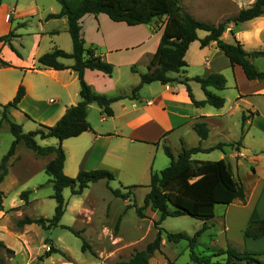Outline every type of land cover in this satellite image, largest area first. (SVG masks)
<instances>
[{
  "label": "crops",
  "instance_id": "0c3cea01",
  "mask_svg": "<svg viewBox=\"0 0 264 264\" xmlns=\"http://www.w3.org/2000/svg\"><path fill=\"white\" fill-rule=\"evenodd\" d=\"M255 1L194 0L191 6L185 7L182 0V7L197 20L217 25L228 17L235 16L239 10L250 7ZM19 7V0L12 8H8L4 0L0 4V35L12 30L11 44L14 47L13 51L8 44L0 42V57L11 65L0 67V104L12 100L19 85H23L25 94L18 108H10V116L18 112L25 120L34 119L41 124L52 126L68 107L80 100L79 81L76 72L71 69L37 68V58L54 48L68 53L72 51V41L67 32V19L65 17L46 19L49 13L59 12V4L58 7L50 6L44 13L35 3L21 9ZM26 17H37V21L36 30L29 33L32 38L30 49L27 53H22L14 41H19L23 34L20 33L18 26L21 23L22 26L28 25L30 20L19 19ZM49 22L54 25L47 26ZM80 24L85 47L93 48L95 54L100 55L114 67L112 76L99 70L85 69L84 80L93 90L108 96L130 95L132 88L139 83V73L146 71L137 64L143 63V67L147 66L156 50L162 28L157 31L149 28L147 31L144 27L147 24L129 26L124 22L110 20L104 13L86 14L80 19ZM206 34V31H197L199 39ZM221 39L227 43L237 41L248 52L264 50V11L249 20L227 23ZM147 42L151 43L149 48ZM147 50L151 52L146 54ZM184 59L187 64L184 74L170 73L175 81L166 84L158 81L143 84L135 96L115 100L111 103L113 111L111 116L105 115L97 104L90 103L87 121L92 130L61 142L65 152L63 172L73 177L81 170L107 169L114 173L115 179H120L122 187L138 185L137 183L143 182L144 179H150L151 172H156L154 165L157 159L160 161L159 165H166L165 146L169 147L176 157L182 147L200 145L202 148H209L222 143L224 149L221 152L224 157H220L231 164L234 175L238 173L239 162L244 160L252 165L250 168L252 178L246 186L243 185L245 201L235 199L226 206L224 220L219 224L228 237L217 247H224L230 242L249 252L264 253V235L252 239L243 234V229L251 220L264 219V154L253 152L257 141L256 124L259 118H264V80H248L239 65L230 64L215 41L206 46H201L199 40L191 42ZM59 61L66 65L73 63L71 58H59ZM251 61L259 70L264 71V57H253ZM131 66H134L137 72L131 71ZM123 70L126 72L127 81L121 85ZM211 73H219L225 77L223 90L211 88L214 93L224 98V105L221 108L207 104L195 106L185 85L179 80L184 76L205 77ZM188 83L194 99L204 100L205 94L200 84L194 80ZM243 116L245 121L242 133ZM18 122L23 127V121ZM197 122L207 124L209 129L207 138L200 139L193 130V125ZM192 158L205 160L193 155ZM15 159H10L8 167H13L15 163L21 164L20 159ZM229 159L234 160L235 165ZM40 168L43 169V165ZM32 171H29V174H32ZM23 205L25 203L22 200L17 204L13 202L9 207L2 203L0 242L5 249L12 251L5 255L0 253L5 264H106L102 261L112 257L110 255L112 253H106L104 257L100 254V258L103 257L104 260L79 263V258L73 257L68 260L59 253H53L39 260L38 258L45 253V229L35 223L18 227L13 226L11 222L12 211L9 209L14 207L21 209ZM231 207L236 208V212L231 211ZM78 210V207L77 210L71 209L74 215ZM146 210L145 214L151 220L157 219L156 212L149 207ZM15 212L16 221L24 217V213H18V210ZM25 214L28 215L26 211ZM40 216L45 217V214ZM233 218L239 224V236L234 239L227 233L229 231L227 219L229 221ZM115 240L120 242L122 238L118 235ZM161 243L162 250L167 244L164 234ZM149 264H167V260L162 251H155L149 258Z\"/></svg>",
  "mask_w": 264,
  "mask_h": 264
},
{
  "label": "trees",
  "instance_id": "16d2710c",
  "mask_svg": "<svg viewBox=\"0 0 264 264\" xmlns=\"http://www.w3.org/2000/svg\"><path fill=\"white\" fill-rule=\"evenodd\" d=\"M0 0V4H1ZM60 5L58 13H49L46 19L65 17L67 19V32L72 41L70 53L54 48L50 52L41 54L37 58V68H50L54 70L71 69L76 72L79 81L80 100L66 109L61 118L52 126L39 123L35 130L24 132L22 126L16 122H9V129L13 135V141L7 153L0 161V183L7 175L8 160L14 154L18 143L32 150L38 156L53 155L44 166V172L49 176L52 184L51 198L55 200L54 213L51 218L24 216L16 222V226L35 223L45 230L56 227L65 211L66 202L63 190L69 188L71 194H80L90 183L104 180L107 185L115 179L113 172L107 169L81 170L74 177L63 172L65 152L61 146L64 139L75 137L82 132L92 130L87 121V109L90 103L97 104L102 112L113 115L111 103L115 100L135 96L143 84L158 81L166 84L176 79L170 73L184 74L186 72L185 53L191 42L199 40L201 46H206L215 41L217 47L228 58L231 65H239L248 80H264V71L259 70L251 61L253 57H264V50L245 51L237 41L227 43L221 39V35L229 22H242L261 15L264 11V0H256L250 7L238 11L235 16L228 17L217 25L197 20L182 7V0H56ZM106 14L114 22H124L133 26L138 24H150L155 19L163 18L162 32L156 50L146 66V71L139 73V83L132 88L130 95L118 94L108 96L93 90L84 80L85 69L99 70L108 76H112L114 67L111 63L102 59L91 47H85V40L81 31L80 19L86 14ZM22 26V23L19 25ZM203 30L207 34L198 38L197 31ZM13 31L0 35V42L11 44ZM59 58H71L73 63L66 65ZM11 66L0 57V67ZM131 71L137 72L134 66ZM198 82L204 91L205 99L197 101L194 99L189 86V81ZM184 84L187 93L195 106L210 105L221 108L224 98L214 93L211 88L223 90L225 88V77L219 73H211L205 77L194 76L192 78L182 77L179 80ZM25 94L23 85H19L16 94L9 102L0 104V125L7 121V111L10 108H18V104ZM28 116V115H27ZM245 117H242V133L244 132ZM193 130L200 139L207 138L209 129L205 122H197ZM40 139L52 137L58 140L56 146L39 145L35 137ZM239 143V142H238ZM214 149L223 150V144L218 143L213 147L202 148L200 145L185 148L182 147L176 157L173 156L169 147H164V153L169 158V164L159 172H151L148 191L144 196L143 204L135 208L139 218H146V208L157 213V219L153 220V226L157 228L155 237L148 242L143 249H135L126 260L118 259L113 263L106 264H149V258L155 251H161L162 230L160 223L167 217H178L188 215L202 222V225L193 233L186 232H164L166 243H178L180 240L187 241L189 258L191 264H264V253L249 252L238 248L227 242L224 247L214 249L210 254L196 251L198 238L209 228L208 221L215 215L216 205H229L235 199L245 201V190L241 182L235 177L231 164L225 159L196 160L193 154L207 153ZM136 185L123 187L128 191L122 192L119 188L111 189L115 196L126 199L131 189ZM29 190L21 191L20 200L28 203ZM3 192L0 190V210L3 209ZM12 209H15L12 208ZM62 228L79 236V233L66 225ZM118 229V223L115 230ZM246 237L257 239L264 235V219L251 220L243 229ZM2 249L6 254L12 251L5 249L0 242V253ZM81 250H89L93 255L95 252L85 239H82ZM53 253H61L57 248L49 246L43 256L47 257ZM224 256L223 261L213 260L214 257ZM167 264H178L166 257ZM0 264H5L0 254Z\"/></svg>",
  "mask_w": 264,
  "mask_h": 264
},
{
  "label": "rangeland",
  "instance_id": "374dc122",
  "mask_svg": "<svg viewBox=\"0 0 264 264\" xmlns=\"http://www.w3.org/2000/svg\"><path fill=\"white\" fill-rule=\"evenodd\" d=\"M8 8H12L13 4L17 0H4ZM194 0H183V6H191ZM36 4L41 8L44 13L50 6H57L56 0H19L20 9L31 4ZM28 21V25L18 26L20 27V33H23L19 41H14L18 50L22 53H27L32 43L30 32L36 30L37 17H26L19 20ZM54 23L49 22L47 26H53ZM130 26V25H129ZM163 26V18L155 19L148 26L145 25V29L159 30ZM88 28V27H87ZM22 43V44H21ZM148 48L151 46L150 42H147ZM150 50V49H149ZM147 50L146 54L151 52ZM148 60V58H147ZM149 62V61H148ZM147 62V63H148ZM139 68L146 69V65L143 67V63H138ZM114 71V70H113ZM121 85H124L127 81L126 72L122 71ZM131 92V91H130ZM0 108V113H1ZM7 111V121L1 122L0 125V161L1 158L7 153L12 141L13 135L9 129V122L13 121L18 124V120L23 121L22 130L24 132L37 129L39 122L34 119L25 120L23 116H19L18 112H14V115ZM259 123V124H258ZM256 127L258 130L255 132L256 147L253 150L256 154H264V118H259ZM240 127V126H239ZM213 139V138H212ZM36 142L41 146L52 145L56 146L58 140L52 137L40 139L35 137ZM211 141V140H210ZM210 143V142H209ZM224 149V148H223ZM225 151V150H224ZM174 152V149H173ZM175 153V152H174ZM165 154V153H164ZM176 156V155H175ZM198 156L205 160H217L224 157V154L220 149H214L207 153L193 154V157ZM221 156V157H220ZM15 157H17L15 159ZM49 156H38L32 150L27 148L23 142L18 143L14 154L10 159L21 160V164L15 163L13 167H8V173L0 183V189L4 192L3 204L6 207L15 202L17 204L20 201L19 194L21 191L29 190L30 194L28 203L23 205V208H10L12 211L11 222L13 226H16V217L14 214L18 210V213H24L23 216L42 217L41 214H45L44 218H51L54 213L55 200L51 198L52 184L49 176L44 172V166L47 161L52 158ZM166 165H159L160 161L157 159L154 167L156 172L162 170L168 165L169 158L165 155ZM233 165L234 160L229 159ZM43 165V169L40 166ZM10 166V165H9ZM251 164L247 161L241 160L238 164L237 175L238 180L242 185L246 186L252 177H250ZM32 169H34L32 171ZM69 170V168H67ZM32 171V174H29ZM76 175V174H75ZM69 176V175H68ZM72 177V176H70ZM74 177V176H73ZM148 178L143 182L137 183L136 187L131 189V193L126 199L115 196L111 189L119 188L122 192L128 191L124 189L120 179L112 180L106 184L104 180L90 183L89 186L80 194L73 195L69 188L63 190V197L66 202L65 211L60 219V223L56 227H51L49 230H45V250L52 246L58 248L65 259H73V257L79 258V263L93 262L102 259L106 253H112L110 259H105L102 262L113 263L115 260H126L129 254H132L131 250L143 249L145 245L150 242L156 235L157 228L153 226L151 218H139L136 214L135 208L143 204V199L148 191ZM76 206V207H75ZM78 212L74 215L71 209H76ZM225 205L215 206V217L210 221V226L197 240L196 251L203 254H210L217 246L227 240L226 232L224 234L222 225L219 222L224 220ZM236 212V208L231 207V211ZM25 211L28 215L25 214ZM147 211V210H145ZM230 216V215H229ZM118 223V229L115 230V226ZM229 225V231L227 232L231 238H238L239 236V224L233 219H227ZM201 221L188 215H182L178 217H167L159 225L162 230V234L167 232H186L193 234L200 226ZM60 225H66L74 229L79 233V236L70 232L69 230L62 228ZM120 236L122 240L115 242V238ZM82 239H85L92 250L95 252L93 255L89 250L82 251ZM119 241V240H118ZM216 244V245H215ZM162 254L170 260H174L178 264H191L189 258V251L186 240H180L178 243H167L161 250ZM1 254L5 255V250L2 249ZM100 254L103 256L100 258ZM224 256L214 257L213 260L223 261Z\"/></svg>",
  "mask_w": 264,
  "mask_h": 264
}]
</instances>
